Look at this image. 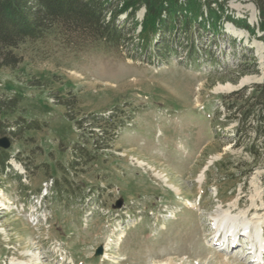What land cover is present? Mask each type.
Wrapping results in <instances>:
<instances>
[{
	"label": "rangeland",
	"instance_id": "1",
	"mask_svg": "<svg viewBox=\"0 0 264 264\" xmlns=\"http://www.w3.org/2000/svg\"><path fill=\"white\" fill-rule=\"evenodd\" d=\"M229 9L258 25L253 4ZM224 33L236 41L221 46L225 63L257 58L237 84L184 55L146 60L135 42L70 48L56 29L14 49L22 62L0 69V99L17 100L0 115L15 135L0 170V264H264V155L234 147L222 100L264 83V45L229 23ZM93 115L116 130L101 149L99 130L78 127Z\"/></svg>",
	"mask_w": 264,
	"mask_h": 264
},
{
	"label": "trees",
	"instance_id": "2",
	"mask_svg": "<svg viewBox=\"0 0 264 264\" xmlns=\"http://www.w3.org/2000/svg\"><path fill=\"white\" fill-rule=\"evenodd\" d=\"M232 1L253 4L258 25L236 18L229 9ZM143 9L145 13L139 21L137 14ZM226 23L249 32L264 45V0H0V69L17 68L22 58L14 49L27 41L41 40L56 29L70 48L97 43L120 48L135 42L136 52L140 51L146 60L169 62L184 55L188 63L197 67L208 63L212 76L222 82L237 84L243 76L258 73V63L253 53L243 54L234 69L222 60L226 55L222 45L236 51V41L226 39ZM206 39L207 44L203 42ZM222 100L231 114L228 119L237 124L234 147L254 159L260 158L264 155V83L245 86L222 96ZM16 101L0 99V115L15 107ZM104 120L102 115H93L78 123L79 127L90 122L91 130H99L94 133V144L100 149V134L116 131L105 127ZM7 129L9 126L0 120V138L6 137ZM8 158V151L0 148V170Z\"/></svg>",
	"mask_w": 264,
	"mask_h": 264
},
{
	"label": "water",
	"instance_id": "3",
	"mask_svg": "<svg viewBox=\"0 0 264 264\" xmlns=\"http://www.w3.org/2000/svg\"><path fill=\"white\" fill-rule=\"evenodd\" d=\"M145 13V9L143 11ZM242 88L243 87V82L241 83L240 85ZM11 147V140L8 138V137H2L0 138V148L3 149V150H8L9 148ZM119 207L121 206V203H119L118 205ZM103 253L102 249L100 248L98 251H97V255H101Z\"/></svg>",
	"mask_w": 264,
	"mask_h": 264
},
{
	"label": "bare ground",
	"instance_id": "4",
	"mask_svg": "<svg viewBox=\"0 0 264 264\" xmlns=\"http://www.w3.org/2000/svg\"><path fill=\"white\" fill-rule=\"evenodd\" d=\"M237 34H239V33H237ZM242 34H243V32L241 31L240 35H242ZM261 46H262V44H261ZM229 88H230V85H227V86H221V87H220V89H224V90H225V89H229ZM143 163H144V162H139L140 165H144ZM17 168H18V169H21V167H20L19 165L17 166ZM22 172H23V171H22ZM157 177H158V178H162V179H166V178H165L164 176H162L160 173L157 174ZM248 213H252V210H249ZM223 218L225 219V217H223ZM263 245H264V244H262V242H261V247H262ZM263 248H264V247H262V249H263ZM106 249L108 250V247H107Z\"/></svg>",
	"mask_w": 264,
	"mask_h": 264
}]
</instances>
